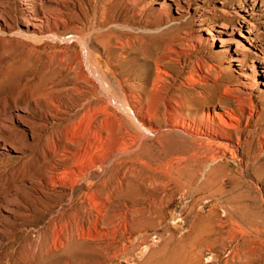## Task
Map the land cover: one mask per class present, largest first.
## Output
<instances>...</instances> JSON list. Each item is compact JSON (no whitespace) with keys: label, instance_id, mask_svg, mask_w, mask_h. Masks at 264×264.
<instances>
[{"label":"rangeland","instance_id":"1","mask_svg":"<svg viewBox=\"0 0 264 264\" xmlns=\"http://www.w3.org/2000/svg\"><path fill=\"white\" fill-rule=\"evenodd\" d=\"M187 263L264 264V0H0V264Z\"/></svg>","mask_w":264,"mask_h":264},{"label":"bare ground","instance_id":"2","mask_svg":"<svg viewBox=\"0 0 264 264\" xmlns=\"http://www.w3.org/2000/svg\"><path fill=\"white\" fill-rule=\"evenodd\" d=\"M253 3H250V1L248 2V1H246L244 4H245V16L243 17V19H244V21H245V23L247 24V25H249L250 24V21L246 18V16H248V18L249 17H251V16H253L254 15V13H255V11H257V8H258V5H257V3L255 2V1H252ZM85 61V60H84ZM81 63V62H80ZM76 64H77V62H76ZM79 64V63H78ZM81 66H83V65H80V67ZM82 71V70H81ZM154 96V95H153ZM178 100V99H177ZM166 101V100H165ZM164 101V102H165ZM179 104V103H178ZM178 104L176 103V101L175 102H173V101H169L168 103H167V110H168V113H169V115H173V113H174V111L176 110V107H179L178 106ZM149 105V104H148ZM126 107H127V105H125ZM149 107V106H148ZM154 108V107H153ZM129 109V108H128ZM127 109V110H128ZM131 111V110H130ZM153 111V110H152ZM167 113V112H166ZM129 114V117H133V116H131L130 115V113H128ZM135 114V113H134ZM153 115V114H152ZM136 117V116H135ZM155 117V116H154ZM157 118V117H156ZM133 119V118H132ZM174 119V118H173ZM137 120V119H136ZM135 120V121H136ZM156 119H154V121H155ZM135 121H134V123H135ZM151 121V120H150ZM138 122L136 121V123L135 124H137ZM175 123V122H174ZM175 124H178V123H175ZM138 126L140 125L139 123L137 124ZM136 125V126H137ZM137 126V127H138ZM141 127V126H140ZM142 128H143V126H142ZM145 128V127H144ZM182 128L184 129V131H187V129L185 128V126H182ZM175 130V129H174ZM147 131H149V130H147ZM152 132V131H151ZM129 133V132H128ZM186 133V132H185ZM187 134V133H186ZM145 135V134H144ZM125 142V141H124ZM120 143V142H119ZM123 144V143H122ZM121 144V145H122ZM128 145V144H127ZM127 145H126V143H125V148L127 147ZM119 146V145H118ZM122 147H123V145H122ZM123 147V148H124ZM179 160V159H178ZM184 160V159H183ZM173 161V160H172ZM184 162V161H183ZM181 163V162H180ZM169 164V163H168ZM176 164H177V162H176ZM182 164V163H181ZM169 166V165H168ZM182 165H180V167H181ZM172 167V166H171ZM175 168V167H174ZM188 264V263H187Z\"/></svg>","mask_w":264,"mask_h":264},{"label":"built area","instance_id":"3","mask_svg":"<svg viewBox=\"0 0 264 264\" xmlns=\"http://www.w3.org/2000/svg\"><path fill=\"white\" fill-rule=\"evenodd\" d=\"M179 217H180V213L179 214H177ZM183 220V217H181V218H179V221H182Z\"/></svg>","mask_w":264,"mask_h":264}]
</instances>
